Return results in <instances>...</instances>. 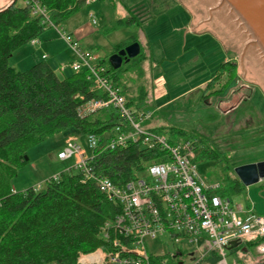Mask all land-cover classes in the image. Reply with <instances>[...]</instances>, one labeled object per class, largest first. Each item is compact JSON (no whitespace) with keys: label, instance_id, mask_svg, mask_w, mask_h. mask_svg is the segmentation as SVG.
I'll use <instances>...</instances> for the list:
<instances>
[{"label":"rangeland","instance_id":"obj_1","mask_svg":"<svg viewBox=\"0 0 264 264\" xmlns=\"http://www.w3.org/2000/svg\"><path fill=\"white\" fill-rule=\"evenodd\" d=\"M17 5L22 6V0H17ZM131 17L136 21L129 20ZM118 20L124 23L118 25ZM197 20V14L179 0H94L56 23L55 28L44 27L33 39L36 45L29 41L15 49L9 64L23 71L45 54V62L61 79L72 72L68 63L73 54L59 32L70 35L82 51L107 63L115 50L136 39L141 56L124 64L117 84L131 110L148 115L140 130L153 131L174 144L195 142L191 152L197 173L206 182L223 185L226 178H236L235 167L264 160V85L246 64L241 73L238 58L213 27L203 24L193 28ZM232 61L237 66L236 80L220 92L205 94V84L219 65ZM59 65L66 68L63 73ZM224 81L219 80L214 89ZM171 128L183 134H171ZM69 136L90 155L86 135L74 128L55 133L27 150V162L11 180L13 191L29 187L44 191L48 179L68 169L74 171V156L65 160L57 157ZM205 150L217 158H207ZM229 198L243 208L247 200L256 214L264 216V179L231 193ZM145 242L151 255L172 256L179 249L182 254L169 264H217L221 260L215 251L206 252L203 240L193 246H174L165 234ZM224 252L226 264H264V252L251 244Z\"/></svg>","mask_w":264,"mask_h":264},{"label":"trees","instance_id":"obj_2","mask_svg":"<svg viewBox=\"0 0 264 264\" xmlns=\"http://www.w3.org/2000/svg\"><path fill=\"white\" fill-rule=\"evenodd\" d=\"M37 1L48 10L54 24L84 5L83 0ZM129 20L136 21L132 17ZM123 23L117 21L118 25ZM43 29L39 17L28 6L17 5V0L0 11V264H79V259L98 249L108 251L111 245L102 237L101 228L113 221L119 211L116 203L107 201L96 189L94 179L84 178L75 167L74 171L68 169L48 179L44 191L33 187L19 192L12 189L11 180L27 162L24 157L33 145L68 128L86 136L95 135L103 143L120 125L112 106L78 114L85 103L107 99L87 70L72 71L59 79L43 59L23 71L9 64L12 52L38 37ZM133 42L137 40L133 38L115 52ZM139 46V55L117 70L98 60L104 68L101 75L113 87L119 88L124 64L139 60ZM223 78L224 85L215 90ZM236 78L235 62L220 64L205 84V94L222 91ZM130 104L126 101L129 109ZM169 132L183 134L182 130L172 128ZM191 144L195 146V142ZM208 151H204L207 158H217ZM155 154L156 150L148 149L140 140L114 148L99 144L86 162L94 177L122 186L142 173ZM242 190L236 178H226L222 185L227 196ZM161 259L169 264L173 256L162 255Z\"/></svg>","mask_w":264,"mask_h":264},{"label":"built area","instance_id":"obj_3","mask_svg":"<svg viewBox=\"0 0 264 264\" xmlns=\"http://www.w3.org/2000/svg\"><path fill=\"white\" fill-rule=\"evenodd\" d=\"M83 1L84 5H89L94 0ZM22 2L33 15L39 17L44 27L55 28L48 10L37 0ZM59 35L73 54L68 65L71 71L87 70L107 95L106 100L85 103L79 108L78 114L82 116L112 106L120 118V125L115 127L109 141L100 143L95 135L86 136L89 151L95 150L99 144L114 148L125 145L127 141L137 140L148 149L156 150L154 159L143 171L145 175H136L118 186L107 178L94 177L86 162L90 155H86L75 137L66 139L65 148L58 152L57 157L65 160L74 156L77 161L74 167L84 178L94 179L96 189L119 208L113 221L101 228L102 237L111 247L108 251L98 249L79 259L78 263L166 264L161 256L148 252L145 242L146 239H158L166 234L174 246H180V243L193 246L198 240H203L206 252L212 250L221 256L217 264H226L224 251L231 242L241 245L262 240L264 216L251 210L241 216L240 206L233 204L229 196L225 195L221 183L206 182L196 171L190 142L174 144L153 131L140 130V124L148 115L134 113L126 106L119 88L113 87L101 75L104 68L98 65L96 56L82 51L70 35L62 32ZM35 43V40L30 41V45ZM173 254V259H176L182 253L178 249Z\"/></svg>","mask_w":264,"mask_h":264},{"label":"water","instance_id":"obj_4","mask_svg":"<svg viewBox=\"0 0 264 264\" xmlns=\"http://www.w3.org/2000/svg\"><path fill=\"white\" fill-rule=\"evenodd\" d=\"M15 1L11 0L5 8ZM179 1L197 14L198 20L193 28L203 24L213 27L228 45V51L238 58L241 73H244L246 64L264 85V0ZM139 53V43L133 42L111 54L108 63L113 70H117ZM24 159L27 160V156ZM233 172L240 184L247 187L264 179V160L237 166ZM237 246V243L231 242L228 249Z\"/></svg>","mask_w":264,"mask_h":264},{"label":"crops","instance_id":"obj_5","mask_svg":"<svg viewBox=\"0 0 264 264\" xmlns=\"http://www.w3.org/2000/svg\"><path fill=\"white\" fill-rule=\"evenodd\" d=\"M10 1L11 0H5L3 3H1L0 4V9H3V8H5L9 3H10ZM37 43V42H36ZM36 43L34 44V45H32V46H35L36 45ZM42 56H45V59H43V60H46L47 59V55H41L40 56V59H42ZM72 59L73 58H71V60H70V62L72 61ZM99 59V58H98ZM69 62V63H70ZM233 62V61H232ZM69 63H68V65H69ZM50 67V66H49ZM62 68V69H61ZM66 69V68H65ZM64 69V70H65ZM58 70L60 71V72H64V70H63V66H60L59 65V68H58ZM246 203H245V208H243L242 206H241V204H235V205H239L240 206V208H241V213H240V215L242 214V215H244V213L246 212V211H249V210H251L252 212H254V207H252V205L251 204H249L248 202H247V200L245 201ZM255 213V212H254ZM241 215V216H242ZM251 245H254L255 246V248L259 251V252H261V253H263L264 252V241H262V240H259L258 242H255V243H252Z\"/></svg>","mask_w":264,"mask_h":264}]
</instances>
